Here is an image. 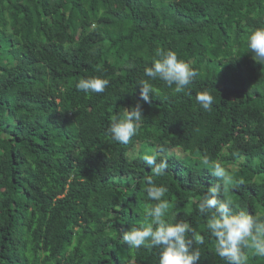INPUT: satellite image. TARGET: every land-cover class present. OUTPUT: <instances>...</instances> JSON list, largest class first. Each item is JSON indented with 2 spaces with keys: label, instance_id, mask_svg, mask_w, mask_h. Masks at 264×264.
I'll list each match as a JSON object with an SVG mask.
<instances>
[{
  "label": "trees",
  "instance_id": "16d2710c",
  "mask_svg": "<svg viewBox=\"0 0 264 264\" xmlns=\"http://www.w3.org/2000/svg\"><path fill=\"white\" fill-rule=\"evenodd\" d=\"M261 25L264 0H0V264H158V249L122 239L156 203L149 178L168 189L167 218L204 236L197 264H226L198 211L218 182L202 161L221 162L234 177L224 195L264 217V65L245 53ZM158 50L198 76L183 93L152 81L144 102L137 83ZM94 76L104 92L77 90ZM205 89L211 111L195 100ZM138 100L137 135L112 141L113 117ZM147 146L167 160L163 176Z\"/></svg>",
  "mask_w": 264,
  "mask_h": 264
},
{
  "label": "clouds",
  "instance_id": "9594fccd",
  "mask_svg": "<svg viewBox=\"0 0 264 264\" xmlns=\"http://www.w3.org/2000/svg\"><path fill=\"white\" fill-rule=\"evenodd\" d=\"M257 63L264 65V25L250 31L246 41V52ZM150 66L144 69V76L137 83L140 98L149 101L150 94H156L152 81H162L175 93H183L192 85L197 70L187 61L179 58L173 50H158ZM109 80L100 76L86 77L78 81L76 88L85 94L102 93ZM196 103L205 111H211L215 96L208 90L199 91ZM144 118L140 100L127 109L122 116L113 117L108 129L109 138L127 145L137 135L140 122ZM143 160L151 168L152 175L163 176L168 168L166 159L157 161V155L145 152ZM217 179V183L202 189V199L198 203L199 214L206 218V229L215 240V254L226 264H246L247 251L264 257V217L250 214L231 197L224 193L231 189L234 177L219 161L205 157L202 161ZM147 196L156 203L145 208L144 222L123 232L122 239L130 248L139 250L154 248L159 250L158 264H197L201 251L194 247V241L204 243V236L186 220L172 222L169 216V201L165 199L168 189L163 184L147 180Z\"/></svg>",
  "mask_w": 264,
  "mask_h": 264
},
{
  "label": "rangeland",
  "instance_id": "374dc122",
  "mask_svg": "<svg viewBox=\"0 0 264 264\" xmlns=\"http://www.w3.org/2000/svg\"><path fill=\"white\" fill-rule=\"evenodd\" d=\"M139 149H140V146H139ZM153 150H154L153 147L147 146L146 149H145V152H152ZM170 152H174V153H176L179 157H182V158H184V157L187 155V153H185V152L183 151V149L180 148V147L171 148V149H170ZM136 153H137V151H134V152H133V154H136Z\"/></svg>",
  "mask_w": 264,
  "mask_h": 264
}]
</instances>
